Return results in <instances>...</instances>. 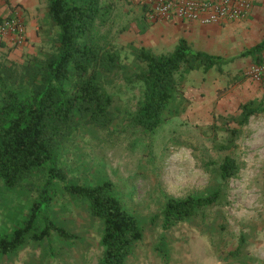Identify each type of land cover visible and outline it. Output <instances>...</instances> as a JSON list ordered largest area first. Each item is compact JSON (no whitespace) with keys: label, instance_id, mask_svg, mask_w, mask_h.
<instances>
[{"label":"rangeland","instance_id":"1","mask_svg":"<svg viewBox=\"0 0 264 264\" xmlns=\"http://www.w3.org/2000/svg\"><path fill=\"white\" fill-rule=\"evenodd\" d=\"M101 2H112L113 8L110 20L97 23L94 35L103 42L110 38L123 61L129 62L130 47H144L141 34L155 22L144 20L127 0ZM44 4L38 39L15 54L14 48L20 45H1L0 63H21L36 54L48 28L46 0ZM147 48L155 53L170 49ZM255 64L246 56L224 64L221 71L191 72L185 81L184 111L154 131L129 126L119 118L108 130H78L62 148L60 167L66 181L91 184L108 179L121 202L145 221L160 213L165 195L204 194L225 156L239 164V172L228 181L225 200L209 210L206 227L183 221L164 234L160 225H146L143 239L124 264H264V115L251 117L242 127L235 148L213 146L214 139L220 142L226 136L227 127L235 126H225L218 117L237 114L239 105L248 100H264V85L249 78ZM108 90L118 96L123 109L134 110L137 87L117 81ZM41 184L34 180L14 192L0 187V234L10 232L27 217ZM57 191L50 217L79 234V240L52 235L43 242H30L16 253L0 254V264H98L103 250L100 222L92 220L85 205L64 192L61 183ZM164 235L169 241L167 258L157 250Z\"/></svg>","mask_w":264,"mask_h":264},{"label":"trees","instance_id":"2","mask_svg":"<svg viewBox=\"0 0 264 264\" xmlns=\"http://www.w3.org/2000/svg\"><path fill=\"white\" fill-rule=\"evenodd\" d=\"M112 8V2L101 0H46L48 28L36 54L21 63H0V187L14 192L34 180L42 182L27 217L10 232L0 234V254L16 253L52 235L79 240V234L50 217L61 183L62 190L77 198L91 219L101 224L103 250L98 264H124L143 239L146 225H160L164 234L183 221L206 227L209 210L225 200L228 181L239 172L235 158L225 156L204 194L165 195L160 213L146 221L121 202L108 179L91 184L66 181L60 167L61 151L78 130H108L121 119L129 126L154 131L184 111L185 81L191 72L221 71L224 64L240 57L251 56L256 63L263 58L264 37L227 58L196 50L180 37L172 48L159 53L131 46V60L125 62L110 38L103 42L94 35L97 23L110 20ZM117 81L137 87L134 110L123 109L118 96L108 90ZM238 110L235 115L218 117L225 126H235L225 129L222 141L213 140L216 149L237 146L242 127L251 117L264 115V100H248ZM157 250L167 258L165 235Z\"/></svg>","mask_w":264,"mask_h":264},{"label":"crops","instance_id":"3","mask_svg":"<svg viewBox=\"0 0 264 264\" xmlns=\"http://www.w3.org/2000/svg\"><path fill=\"white\" fill-rule=\"evenodd\" d=\"M253 1L255 6L251 17L238 23L201 26L188 22H155L154 25H148V28L142 32L141 36L144 35L143 45L146 48L155 49L172 48L178 38L183 37L192 48L209 54L224 56L241 52L254 46L264 37V0ZM127 2L136 12L140 10L142 13L139 3L130 0ZM44 6V0H2L1 12L4 15L18 16L25 27V43L14 48V54L26 50L27 47L29 48V44L38 39L36 31L40 20L44 17ZM5 40L7 43L9 42V38H5ZM7 43L0 39V49H2L1 45L4 47L9 45ZM262 55L264 57V53Z\"/></svg>","mask_w":264,"mask_h":264},{"label":"built area","instance_id":"4","mask_svg":"<svg viewBox=\"0 0 264 264\" xmlns=\"http://www.w3.org/2000/svg\"><path fill=\"white\" fill-rule=\"evenodd\" d=\"M139 3L148 22H188L201 26L223 25L248 20L253 12V0H130ZM0 0V39L12 45H23L25 27L16 15L3 14ZM264 85V58L256 63L249 75Z\"/></svg>","mask_w":264,"mask_h":264}]
</instances>
